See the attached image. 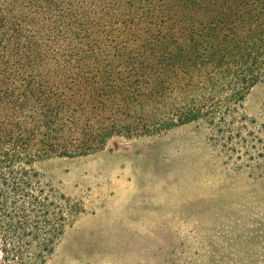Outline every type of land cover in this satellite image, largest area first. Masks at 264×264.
I'll use <instances>...</instances> for the list:
<instances>
[{
	"label": "trees",
	"instance_id": "16d2710c",
	"mask_svg": "<svg viewBox=\"0 0 264 264\" xmlns=\"http://www.w3.org/2000/svg\"><path fill=\"white\" fill-rule=\"evenodd\" d=\"M264 80V0H0V264H47L79 208L36 165L201 124L218 143Z\"/></svg>",
	"mask_w": 264,
	"mask_h": 264
},
{
	"label": "rangeland",
	"instance_id": "374dc122",
	"mask_svg": "<svg viewBox=\"0 0 264 264\" xmlns=\"http://www.w3.org/2000/svg\"><path fill=\"white\" fill-rule=\"evenodd\" d=\"M238 121L264 123V80ZM79 213L47 264H264V158L201 124L36 165Z\"/></svg>",
	"mask_w": 264,
	"mask_h": 264
}]
</instances>
